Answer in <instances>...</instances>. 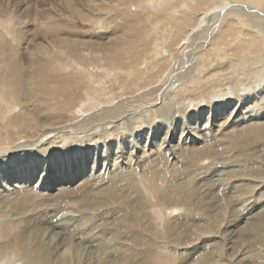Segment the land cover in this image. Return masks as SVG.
<instances>
[{
	"label": "bare ground",
	"instance_id": "6f19581e",
	"mask_svg": "<svg viewBox=\"0 0 264 264\" xmlns=\"http://www.w3.org/2000/svg\"><path fill=\"white\" fill-rule=\"evenodd\" d=\"M203 1L142 0L139 8L141 11L136 12L137 14H133V16L129 14L130 12H126L123 7L121 12L118 11L120 12L118 13L117 9L119 10L120 8H117L114 11L118 15L115 12V17H113L114 19L112 18V21H118L116 26L112 25L111 31L113 32L98 30L97 33L92 34L91 32L92 35L90 36L89 34V38L87 35L85 37V35L82 36L83 34H80L83 30L79 33L77 32L80 36L74 35L75 33L72 34L74 31L70 27L68 29L66 26L57 24L53 18L49 17H46L40 23L41 26L34 23L35 26L32 22L33 20H29L30 22H19L16 25L18 28H14L15 30H13V27H6V23H3V27L1 26L2 24L0 25V31H2L0 33V189L3 188V191L0 190V264H88L89 261L82 259L80 255V257L76 255L66 256L70 246H72L70 243L73 242H70V239L74 236H78L77 239L79 240L80 238H82L81 240L87 238V243L92 246L97 245L108 249L117 259H115V264H176L177 257L173 259L168 254L170 252L166 254L155 251L156 247H153V240H150L151 232L157 237L159 235L160 238H173L181 246L186 245L181 248L184 252L180 253L181 257L187 254L189 256L198 248L199 244L197 245V243L202 240V243H200L202 252L199 257H194L196 259L191 264H212L214 253L220 250V246L214 244L215 242L212 243L214 245L208 246L209 242H213L212 240L215 238H220L223 242H226L229 245L228 250L231 251L237 243L256 245L262 242L264 238V214L262 213L257 215L256 218L260 220L258 219L259 221L256 224L253 226L248 224L250 225L249 227L246 224L249 230L245 229V231L235 232L234 230H228L230 225L227 223V228L219 234L217 232L218 226L214 224L217 223L218 225V220L216 222L215 217L213 218L214 223H212L215 226H209L212 224L208 225L205 223L202 230H200L199 238L195 236L192 239V235L187 233L188 227L180 229L179 226L178 230H180H176L174 222L187 220L186 217L191 216L189 211L190 200L185 197L181 200L180 204L184 206V212L180 215V207L178 209L172 203H169L170 197H168V193H171L169 191V181L172 182L175 178L183 175L184 178L194 179V181L198 180L199 183L202 179L211 180L210 178L224 175L229 167V165L228 167L224 166L222 162L210 159L212 156L215 158L217 154H212L211 150L213 148L210 150L209 146V148L206 146L199 148L201 150L189 148L190 150L184 155L189 164L186 162L182 164L183 166L174 167L175 164L171 163L170 170L164 167L168 160L164 150L153 151L149 156L157 157L151 160L150 166L146 164L148 167L144 165L142 171H135V169L138 170L135 167V160L134 170L128 167L127 173L119 175L124 173V170L120 169L118 171L119 174L116 173L117 161L120 158L124 159L122 157L124 153L122 155L120 153L126 151V154L130 153L129 159L133 157L131 155L132 151H127L124 146L123 148L121 147L122 151L120 152H117L118 145L112 148L111 145L114 142L115 144L119 143L118 138L121 137H118V134L114 135L119 129H113V132L111 130L107 131L106 137L104 138L103 136V141L99 146H95L92 151L87 150L84 158L74 157L71 160L65 159L66 161L51 159L48 163H44L42 160L38 161L40 152H46L47 156H49L51 149H61L62 147H57L58 145L60 146L61 142L59 140L61 139L63 141L64 138L68 139L69 136L70 139L74 136L78 139V134L86 133L98 127H105L106 130L114 124V127L117 124L119 125L122 120L128 117L130 119L133 118V120H139L138 111L145 109L147 112H152L153 108H156V100H150L151 96L166 90V88L173 87L171 84L179 83L177 85L179 91L177 95L186 94L189 100H195L193 101L195 103L202 97L206 100L211 90L223 88L230 83V79L227 78L228 81L222 76L221 72L224 70L227 69L226 71H228V68L233 66L240 67L242 64L239 62L245 59L243 61L244 66L239 68V71L244 74L246 68L251 72L257 61L261 60L262 62V59H264V35L249 30L253 19L256 18L258 22L264 20V0H222L221 7L215 8L218 11H215L214 14L212 13L213 16L210 20L208 19L209 22L207 21L208 25L204 31L193 38V41H190L191 44H189L191 46L187 44L190 48L185 49L186 42L192 40L190 31L195 27L194 24L198 21L200 22L201 18L206 20L205 18L211 16L209 15L211 9L205 10L201 14L199 13L200 15L197 14ZM217 1L220 2V0ZM114 2L116 6L123 5L120 0H115ZM219 2L213 4L215 5ZM17 17L15 18L17 19ZM249 17L254 18H251L252 23L247 24ZM66 22H63V24H66ZM237 26L241 27L236 29ZM37 30L39 35L44 34L51 37L54 34L50 35L48 33L55 32L56 36L54 38L48 37L50 40L45 43L40 40L36 45L31 46ZM233 32L239 34V39L233 38ZM92 38L94 39L92 40ZM227 38L231 39L228 43L226 41ZM159 41L160 44H158ZM158 55L160 59L157 57ZM225 55H228L231 59L223 64L221 60ZM250 56H255L256 58H250ZM213 62L215 63L214 65H212ZM183 67H187V76L181 75L182 72L180 73ZM261 67H264V65ZM257 71L260 72L258 69ZM184 87L188 88L184 89L185 92H183ZM146 88L149 91H146ZM99 98H101V101ZM242 105H239L240 107L236 112L231 111L228 115L225 114L223 123L221 122L222 125L217 127H223L222 131L228 129L227 127L225 128V124L228 121L226 119L232 116L231 124L228 127L234 124L240 126L243 124V116L252 114L249 115L248 121L253 123H248L249 126H246L245 130L247 131L246 137L243 135L246 138L245 143L247 142L244 144L247 145L253 141L264 145V136L262 134L264 126L254 123L264 114V94L263 96L261 95V99L259 97V101L251 102L247 100L246 106ZM241 107L246 108V112H242ZM155 111L160 114L158 107ZM254 115L255 118H253ZM191 116L188 117L187 121H191ZM203 126L208 128V122H205ZM187 128L193 129L192 127ZM138 129L139 131H135L134 134L133 132L132 135L128 134V139L120 138L122 139L120 145L126 144V141L130 142L129 146L132 147L129 149H133L135 145H138L139 143L136 141L133 142V138H138L143 133L140 128ZM158 132H154V136L151 134V140L158 135ZM119 133L121 134L122 132ZM205 135L207 136L206 133ZM109 136H113L110 138L113 139L111 142L107 141ZM186 136L187 134L183 138L186 139ZM146 138L148 139L149 137L146 136ZM240 138L238 135H233L230 142L233 140L235 145L230 143V147H235L237 143L243 144L244 139L241 138V142ZM42 143H45V146H42ZM258 143L255 145L257 146ZM129 146L127 144V149ZM143 153L145 154L146 151ZM93 154L97 158L95 156L92 157ZM110 154L114 155L112 160L114 164H109V162L106 164H109V167L111 165L116 166V169L108 170V175H111L108 185L97 187L100 189L96 190L97 188L94 187L97 184L96 181L92 185L90 184L91 186H88L89 180H87L84 186L80 185L81 189L75 188L77 191L64 188L63 184L67 183L68 179V184L70 183L71 186L75 177L82 176L83 167L87 166L90 168V164H92L91 171L89 169L91 174L81 178H101L97 180L101 182L107 171L106 161L103 160L106 159L105 155L108 156ZM143 156L139 157V159L144 158ZM96 159L99 161L97 164ZM122 160L119 164H122ZM12 161L15 162L14 165H21L17 171L14 170L15 167L11 164ZM127 161L130 164L132 159ZM25 165L27 166L25 167ZM80 167L82 168L80 169ZM103 167L105 170L102 171V175L97 174L96 176L95 173L100 169L102 170ZM95 168L94 173L93 170ZM61 173H65V181L62 178H58ZM255 175L252 176L256 178V181L262 178V175L261 177ZM105 177L104 179H106ZM124 177L126 179L130 178L128 184L125 180V184L128 190L133 193L132 196L135 197L134 205L130 208V205L125 204L127 206L124 207V212L118 218H114L113 222L110 220L111 223H108L106 218H110L112 213L114 214L116 208L114 210L112 208L114 202L118 201L114 199L117 190L115 185H120L119 183H122ZM32 178H35L33 183H31ZM245 180H247V183L244 187L250 190L255 181L251 179L249 181L247 178ZM38 181L40 183L37 184L39 186L37 190V185L33 187L31 185ZM56 183L59 184L57 190L58 192L61 191L62 195L52 197L48 191H51L50 187L54 188ZM241 186L243 185H240V183L234 186L232 184L230 189L236 190L235 192L233 191L234 193H247V190L244 192ZM33 190L36 191L34 192ZM182 190L184 191V189ZM98 193L101 194L99 195ZM59 199L61 202L58 201ZM204 199L202 200L204 201ZM76 200H81L82 206L76 208L72 204ZM60 204L64 205L61 211H64L62 214L56 208V205ZM207 204L209 206L211 203L208 202ZM164 205H168V207L164 208ZM208 206H203L207 212ZM248 209L246 206L243 210L247 211ZM93 211L100 213L95 215ZM88 214L94 215L89 216ZM178 215L180 216L177 217ZM237 216L239 218V215ZM104 218L103 224L100 223L98 231L92 235L94 228L97 229L96 225L98 222L96 223L95 221ZM141 219H147L152 224V229H149V227L147 230L145 229L146 231L137 229L138 225H142ZM190 231L192 230L190 229ZM198 239L200 241L196 243L195 241H198ZM87 247L90 246L87 245ZM188 259L190 258L188 257Z\"/></svg>",
	"mask_w": 264,
	"mask_h": 264
},
{
	"label": "rangeland",
	"instance_id": "374dc122",
	"mask_svg": "<svg viewBox=\"0 0 264 264\" xmlns=\"http://www.w3.org/2000/svg\"><path fill=\"white\" fill-rule=\"evenodd\" d=\"M114 1L115 0H0V25L2 24L1 26L3 27V23L4 24L6 23V25H5L6 27L7 26H9L10 28L13 27V30H15L18 28V27H16V25L19 24V22L21 23L22 21L28 22L29 20L30 21L33 20L32 21L33 24L35 23L36 25H38V24L40 25V23L46 17H49V18H53L55 20V22H57V24H61L63 26H66L68 29L70 27L74 31L72 34L75 33L74 35L80 36V35H78V33L81 30H83L82 33H80V34H83L82 36L85 35V37L87 35V37L89 38V34L91 36L93 33H95V32L97 33L98 30L110 32L112 30V27L114 25L116 26V24L118 22L116 20L112 21V18L115 17V14L118 15V13L121 12L122 7L126 12L127 11L130 12L129 14H132V16H133V14L136 15L138 12L141 11L139 8H140L142 0H120L121 3H123V5L122 6L117 5L118 7L116 6V3ZM215 2H219V1H217V0L216 1L215 0H213V1L212 0H204L201 3V6H199L200 8L198 9V12H197L198 15L203 13V11H205V10L207 11V10L211 9V11H210L211 13L209 14L211 16H209V18H205L206 20H203L201 18L200 22L198 21L197 23L194 24L195 27H193L190 31V38L192 40H189L186 42L185 49L190 48V46H191L190 41H193V38H195L196 36H199L202 33V31H204V29L207 27L210 18L213 16L215 11H218V9H215V8H217L218 6H219L218 8L221 7L222 0H220V2H219L220 4L218 3V4L214 5L213 3H215ZM204 4H205V6H204ZM113 7H116V8H113ZM125 7H126V9H125ZM117 8H120V9L118 10ZM115 9H117V12L118 11H120V12L117 13L116 11H114ZM199 11H201V12H199ZM110 15H111V17H110ZM15 17H17V19ZM63 17H64V21H63ZM66 17H67V19H66ZM72 17H74V18H72ZM251 18L253 19L254 17H249L248 23H247V24H250L253 22L252 24H250L251 29L249 28L250 29L249 31L252 30L253 32L261 33L264 35V25H263L264 20L263 21L260 20L258 22L257 19L255 18V19H253L254 21L252 20V22H251ZM73 19H75V20H73ZM65 21H67L66 24L65 23L63 24V22H65ZM67 23H69V24H67ZM72 24H73V26L75 25L74 26L75 28L73 26H71ZM239 27H241V26H237L236 29H238ZM104 28H106L107 30ZM255 29H257V30H255ZM258 30H260V31H258ZM85 31H87V33H85ZM91 32H92V34H91ZM111 32H113V31H111ZM0 33H2V31H0ZM48 34H50V35L54 34V35H52L53 37L52 36L50 37L49 35H44V34L39 35L38 30H37V34L35 37H33L34 39L31 43V46L36 45L37 42L40 40H42L45 43V42L49 41L50 38H54V36H56L55 32L54 33L51 32ZM232 35H233L234 39H239L238 33L235 34L233 32ZM48 37H50V38H48ZM93 39L94 38H92V40ZM226 41L228 43L229 41H231V39L227 38ZM158 44H160V41ZM187 44L190 46H188ZM157 57L159 58L160 56L158 55ZM225 57H223L221 60V62L223 64L227 63L229 61V59H231L228 55L227 56L225 55ZM252 57L254 58L255 56H250V58H252ZM244 60L245 59H243L241 62H239L240 64H242V65H240V67L244 66L243 65ZM214 64L215 63L213 62L212 65H214ZM255 65H257V66L255 67ZM255 65L252 67L251 72L249 70H247V68H246L245 69L246 71H244V74L241 71H239L240 67H234L233 66L231 68H228L229 69L228 71H226L227 69L224 70L225 72L224 71L221 72L223 74L222 76H223V78L230 79V83L228 85L224 86L223 88L222 87L217 88V89L215 88L214 89L215 91L211 90L212 94L210 92L209 96L206 98V100H204L202 97V98L198 99V102H195V103L193 102L195 100L190 101L186 94L182 95V96H178L177 94L179 91H178L177 85H179V83H175L176 85L173 83L174 85L171 84V86H173V87L166 88V90H164V91L162 90L159 93L157 92V93H155V95L151 96L150 100L151 99L156 100V108H153V110L151 109L152 112H147L145 109H141L142 112H141V110L138 111L139 120L134 119L135 120L134 121L133 118L130 119V117H128L127 119H125L126 121L122 120L123 122L121 121L122 123L120 122L119 125L117 124L115 127H114L115 124L113 126H110L109 128H107L106 130H105V127H98V128L93 129L91 131L89 130L86 133L78 134L79 135V136L77 135L78 139L75 136L71 137L72 139H70V136L68 137V139L63 137L64 140L63 141H61L62 139L59 140L61 142V144H60V146L59 145L57 146L59 148L62 147L61 149H59V150L58 149H55V150L51 149L49 156H47L46 152H43V153L40 152V155H38V161L42 160V161H44V163L45 162L48 163L49 161H51V159H56V160L57 159H59V160L70 159L71 160L74 157H78L79 159H81V157L84 158V157H86L87 150L92 151L95 146L96 147L99 146L101 144V142L103 141L102 140L103 136H104V138L106 137L105 134L107 133V131L111 130V132H113V129L114 130L119 129V131L117 133L115 132L114 135L118 134V137L119 136H121V137L118 138L119 143L115 144V142H114V144L111 145L112 148L115 147V145L116 146L118 145L117 146L118 147L117 152H120V151H122L121 147L123 148V146H124V147H126L127 151H132L131 155L133 157V158L129 159L130 153L126 154V151H122L120 153V155H122L124 153L122 156L124 159L122 160V158H120L117 161L116 164H118V165H116L117 166L116 173L119 174L118 171H120V170H122V171L124 170L123 171L124 173H120L119 175L127 173V171L129 170L128 167H130V169L134 170L135 168H133V167H134L135 160H136L135 167L138 169V170L135 169V171H138V172L142 171V169L144 168V165H145V167H148V166H146V164L147 165L151 164L152 163L151 160H153L154 158L156 159V157H157V156L150 157L151 155L149 156V154H151L153 151L158 152V150H160V149H161L160 151L164 150L165 156L167 155L166 159L168 158V160H169V162H168V160L166 161L167 164L164 167L168 168L167 170H170L169 168H170L171 163L175 164L174 167H180L182 164H185L186 162L189 164V161H187L185 159L186 157L184 155L187 154V152L190 149L196 150V149H199L203 146L204 147L209 146L210 148L209 147L208 148L210 150L213 148L211 150V153L214 155L217 154V156L215 158H213V156H212V157H210V159H212L213 161H216V162H222V164L224 166L228 167V165H229V167L226 169V173L224 175L222 174L221 176H216L217 178L216 177L210 178L211 180L202 179L199 181V183H198V180L194 181V179L184 178L183 175H182V177L180 175V177L175 178V180H173L172 182L169 181V184H170V190L169 191L171 192V193H168V197H170L169 203H172L178 209L180 207V210H179L180 215H182L184 212L183 211L184 206L180 204L181 200L184 199V197L186 199L190 200V202H189L190 207L188 206L190 209L189 208L188 209L190 211L191 216L186 217L187 220L177 221V223L174 222L175 228L177 231H179L183 227H186V228L188 227L187 233L192 235V239L195 236L197 238H199V233H200V230H202L203 225L205 223H207L208 225L214 223L213 218L215 217V221L218 220V225H217V223H214V224H216V226H218L217 232H219V234H220V232H222L223 230H225L227 228L226 227L227 223H228V225H230V228H228V230H234L235 232L245 231V229L249 230L248 227L250 225L253 226L254 224H256V222H258L260 220L259 218H256L257 215H259L260 213L264 214V211L262 212V210H264V193H263L264 192V174L262 175V173H264V171H263L264 170V145L262 143L259 144L257 142L258 145L256 146L255 144H257V143L253 142V141H251L250 143L245 145L247 143V142L245 143V139H246L245 137H246V132H247L245 130L247 128L246 126H249V124L253 123V122L248 121L249 115H252V114L243 116V118H244V120L242 122L243 124L240 126L238 124H236V125L234 124V125H231V127H228V125L231 124L230 121L233 118V116H232V117H229L228 119L225 118L226 121L228 120L227 123L225 124V128L227 127L228 129H225L224 131H222L224 128L223 127L218 128V127H219V125L220 126L222 125L223 120H224L223 117L228 115L231 111L236 112L242 104H243L242 106H246L245 103L247 100H250L251 102L259 101V97L261 99V95L263 96V94H264L263 93V91H264V69H261V68H264V67H261V66L264 65V59H262V62H261V60L257 61ZM254 67L257 68L258 70H260V72H258L257 69L255 70ZM186 69H187V67L181 68L180 73L181 72L184 73V74L181 73V75H186V76L188 75ZM167 72H166V74H167ZM239 75H241V76L239 77ZM244 79H246V80H244ZM158 83H160V82L158 81ZM158 83H156V84H158ZM237 84H238V86H237ZM226 87H228V88H226ZM184 89L186 90L188 88L184 87L183 92H185ZM146 91H149V89H147ZM119 93H120V91H119ZM99 100L101 101V98H99ZM103 100H105V99H103ZM111 102H113V101H111ZM162 102H163V106H162ZM101 105H103V104H101ZM104 105H105V103H104ZM107 105H108V103H107ZM198 105H199V107H198ZM157 107L159 109L160 114H157V112L155 111V109H157ZM242 112H246V108H242ZM190 115H192L191 116L192 119L190 118L191 121H187V119H188V117H190ZM253 118H255V115L253 116ZM259 118L260 119L256 120L254 123L261 124L264 126V114L262 116H260ZM239 119H241V118H239ZM205 122H208V128L206 126L205 127L203 126V125H205ZM138 123H140V124H138ZM137 126H139V127H137ZM121 127L123 128V130ZM187 127H192L193 129H189ZM138 128H140V131H143V133L141 136H138V138H133V140H134L133 142L136 141L137 143H139L138 145H135L136 148L134 147L133 149H129L132 147L129 146L130 142L128 143L127 141H126V144L123 143V145L121 146L120 143L122 142V139H120V138L124 137V139H126L129 135H132V132L134 134L135 131H139ZM208 129H209V131H208ZM157 131H159L158 135H156L155 138H153L151 140V134H152V136H154L155 134L153 135V133L157 132ZM181 131L183 132L182 135H181V133H182ZM119 132H122V133L120 134ZM220 132H223V133L220 134ZM205 133L207 134V136L205 135ZM186 134H187V136H186L187 138L184 139L183 136ZM262 134L264 136V130H262ZM145 135L149 138L147 139ZM233 135H236V136L238 135V137H241L242 139H244L243 142H242L241 138L239 139V140H241V142L243 144L237 143V145L235 147L231 148L230 143L235 145V143H233V140H232V142H230ZM99 137H102V138H99ZM112 137L113 136L107 137V141L109 140V142H111L113 139H110V138H112ZM145 138H146V140H145ZM81 139H83V140H81ZM85 139H87V140H85ZM69 140H72V141H69ZM84 141L85 142L88 141V142L85 143ZM263 142H264V139H263ZM42 144H43L42 146H45L44 145L45 143H42ZM127 144L129 146L128 147L129 150L127 149ZM227 144H229V145H227ZM184 149H185V151H184ZM199 150H201V149H199ZM145 151H146V153L144 154L143 152H145ZM224 151H226V152H224ZM233 153H234V155H233ZM29 155H31V154H29ZM143 155H146L147 157L143 156ZM252 155H253V158H252ZM93 156H95V155L93 154L92 157ZM106 156L107 155H105L106 159L103 160V161H106L105 164L108 162H109V164H111V163L114 164V161L112 162L114 155L110 154L107 157ZM142 156L144 158L139 159V157H142ZM95 157L97 158V156H95ZM131 159H132V161L129 164V161H127V160H131ZM121 160H122V164L121 163L119 164V162ZM143 160H145V161H143ZM103 161L101 160L102 163H103ZM140 161H142V162L140 163ZM223 161H225V163H223ZM18 162H20V161H18ZM98 162H99L98 159H96V164ZM147 162H149V163H147ZM244 163H245V165H244ZM11 164L14 165L15 162L12 161ZM109 164H106L107 165L106 173L108 172V170H110V171L112 169L114 170V168L116 167V166H112V165L111 166L113 168L111 166L109 167L108 166ZM249 164H252V165H249ZM20 166H21L20 164L14 165L15 168L14 167L13 168H14V170L17 171ZM26 166L27 165H25V167ZM63 166H65V165L63 164ZM91 166H92V164H90V168H88L87 166L83 167L84 169L82 171L81 177H83L87 174L88 175L91 174V172H89V169L91 171ZM81 168L82 167H80V169ZM100 168H101V166H100ZM257 169H258V171H256ZM261 169H262V172H261ZM87 170H88V172H87ZM95 170H96V168L93 170L94 173H95ZM104 170H105V168L103 167L102 170L100 169L99 171H97L95 173L96 176H97V174L102 175L101 173H103L102 171H104ZM254 172L256 175L254 174ZM106 173H105V176L106 175L107 176L106 177L103 176V178H102L103 180H105L104 181L105 184L103 183V180L101 182L97 181L101 178L97 179L95 177L94 178L90 177L89 179H87V178L83 179L81 177H77V178L75 177V179L71 183V186H70V183L68 184L69 179H68L67 183L63 184V186L66 189H71V191L72 190L77 191L78 188L81 189L82 188L81 186L85 185V182L87 180H89V181L93 180L91 182L88 181V186L90 184L92 185V183H95L94 181H96V183L98 184V185L97 184L94 185V187H96V188L100 187L102 185L106 186L110 183V180H111V175L110 176L108 175L109 172L107 174ZM252 175H255L258 177L259 176L261 177V175H262V178L258 179L257 180L258 183H256L257 182L255 180L256 178H254ZM126 176H128V175L126 174ZM65 177H66L65 173H61L58 176V178L59 179L62 178L63 181H65ZM104 177L106 179H104ZM125 177L123 178L122 183H119L120 185H118V184L115 185V186H117L116 187L117 190L115 192L114 199L118 200V201L114 202V206L112 208L113 210L116 208L114 214L112 213V216L110 218L109 217L106 218V222H108V223H111V221L113 222L114 218H118L124 212V209H125L124 207H126L127 205H130V208H132V206L134 205L133 203L135 202V197L132 196L133 193H131L130 190H128V188L125 184V180L127 181L126 183L128 184L129 183L128 181H130V178L128 177L129 179H126L127 177L126 178ZM246 178L249 181H250V179L255 181V182H253L254 184L252 185V188L250 190H249V188L244 187L247 183V180H245ZM34 180H35V178H32L31 183H33ZM82 182H83V184H82ZM10 183H8V184H10ZM39 183L40 182L38 181L37 183L32 184L31 186L32 187L36 186ZM188 183H190V184H188ZM239 183H240V185H243V186H241V187H243L242 190L244 192L247 190V193H234L236 190L230 189L232 184L234 186V185L239 184ZM49 185H50V182H49ZM58 185L59 184L56 183L54 185V188H51L50 187L51 185L49 186L51 191H48V192H49V194H51L52 197L62 195L61 191L58 192V190H57V188H59ZM31 186H30V188H31ZM38 188H39V186L37 185V190H38ZM75 188H77V189H75ZM98 189H100V188H97L96 190H98ZM181 189H184V191L183 190L181 191ZM0 190L3 191V188H1ZM240 190H241V188H240ZM33 191L35 192L36 190H33ZM45 193H47V192H45ZM98 194L100 195L101 193H98ZM250 197H252V198H250ZM207 198H208V200H207ZM202 199H204V201ZM58 201L61 202L60 199ZM207 201L211 203L209 206L207 204L208 203ZM60 202H58V203H60ZM66 202H68V201H66ZM69 202L72 203L73 201H69ZM80 202H81V200H76L75 203H72V204H74V206L77 208V207L82 206L81 205L82 202L81 203ZM52 203L56 204L55 202H52ZM52 203H51V205H52ZM245 203H246V205H245ZM68 204H70V203H68ZM125 204H127V205H125ZM205 205L208 206V212L203 207ZM53 206H55V205H53ZM246 206L249 209L247 211H244L243 209H245ZM166 207H168V205H166L164 208H166ZM56 208H57V211H59L61 214L64 212V211L61 212L64 208L63 204L62 205L61 204L56 205ZM240 209H241V212H240ZM100 210L102 211V209H100ZM100 210H98V211H100ZM103 210H104V208H103ZM98 211H93V213L95 215L99 214L100 212H98ZM118 211L121 213H119ZM94 214H92V215H94ZM203 214H204V216H203ZM92 215L90 214L89 216H92ZM180 215H178L177 217H179ZM237 215H239V218H237L238 217ZM57 219H58V217H57ZM97 220L95 221L96 223L98 222L96 225L97 229H95L93 227L94 231H93L92 235H94V233L96 231H98V226L103 224V221L105 220V218L99 219L98 221ZM141 220H142V225L141 224L138 225L139 228L137 226V229H140L141 231L142 230L146 231L148 229V227H149V229H152V224L149 223V221L147 219H141ZM145 220H147V221H145ZM200 220H202V221H200ZM162 224H163V222H162ZM214 224L209 225V226H215ZM246 224L247 225L250 224V225H248V227H247ZM179 226H180V229L178 230ZM245 227H247V228H245ZM190 229L192 231H190ZM193 230H194V232H193ZM147 235H149V234L147 233ZM153 235H154V233L151 232L150 240L151 241L153 240L152 241V243H154L153 247L154 248L156 247L155 251L158 253L160 252V253H166V254L168 252H170L168 254H170L173 259H175L177 257V259H176L177 261L176 260H175L176 262L174 261L176 264H191V262H193L194 259L199 257L200 253L202 252L201 251L202 245H200V243H202V240L200 241L198 239V241H195L196 243L200 241V243H197V245L199 244L197 246L198 248L195 251H193L189 256L187 254V255H184L181 257L180 253H184L181 248L185 247L186 245L181 246V245L177 244L173 238H171V239L169 238L171 240L170 241L169 239H167L168 237L166 238L167 239L166 240L163 237L160 238L159 235H158V237L156 235H154V236ZM74 237H76V238H74ZM74 237L73 238L75 240L73 238L70 239L71 240L70 242H72V241L73 242L70 243V245L72 244V246H70V250L68 251L66 256L67 255L70 257L72 255L73 256L76 255L78 257L82 256V259L89 261L88 264H115L116 263L117 259L115 258V256H113V254L111 252H109V250L106 249L105 247H102V248H104V249H102L101 247H98L97 245L92 246V245L87 243V241H88L87 238H83V240L86 242L85 243L83 240H81L82 238H80V240H79V239H77L78 236H74ZM85 239H87V240H85ZM263 240H264V238L262 239V242H260L256 245L237 243L234 245V249L231 251V250H228L229 245H227L226 242H223L220 238L219 239L215 238L214 240H212L213 242H209L210 244H208V246L218 244V246H220V250L218 252L214 253L213 261L211 263L212 264H261V263L264 264V241ZM79 241L82 243H80ZM212 243H214V244H212ZM224 244H225V246H224ZM87 245L90 247H87ZM82 246H84V247L82 248ZM203 246H205V245H203ZM188 247H189V245H188ZM165 248H167V249H165ZM84 249H85V251H84ZM168 249H169V251H167ZM163 250H164V252H163ZM71 252H72V254H71ZM216 256L217 257L219 256V257L217 258ZM188 257L190 259H188ZM194 257H196V258H194ZM234 257H236V258H234ZM224 260H226V261H224Z\"/></svg>",
	"mask_w": 264,
	"mask_h": 264
}]
</instances>
